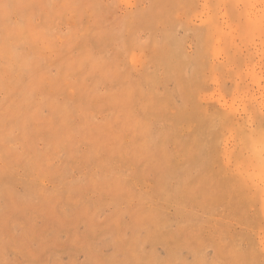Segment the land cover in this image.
<instances>
[{
	"label": "rangeland",
	"instance_id": "rangeland-1",
	"mask_svg": "<svg viewBox=\"0 0 264 264\" xmlns=\"http://www.w3.org/2000/svg\"><path fill=\"white\" fill-rule=\"evenodd\" d=\"M245 3L0 0V264H264Z\"/></svg>",
	"mask_w": 264,
	"mask_h": 264
},
{
	"label": "bare ground",
	"instance_id": "bare-ground-1",
	"mask_svg": "<svg viewBox=\"0 0 264 264\" xmlns=\"http://www.w3.org/2000/svg\"><path fill=\"white\" fill-rule=\"evenodd\" d=\"M223 1H224V0H223ZM245 1H246V3L249 2V0H245ZM241 2H242V1H241ZM236 3H237V1H236ZM246 3H245V4H246ZM206 4H207V3H206ZM249 4H251V3H249ZM247 5H248V4H247ZM237 6H238V5H237ZM250 6H251V5H250ZM240 12H241V11H240ZM246 13H247V12H246ZM246 13H245V14H246ZM248 14H249V12H248ZM251 14H252V13H251ZM259 14H260V13H259ZM255 15H256V13H255ZM208 16H209V15H208ZM208 16H207V17H208ZM211 16H214V15H211ZM247 16H248V15H247ZM209 17H210V16H209ZM209 17H208V18H209ZM204 18H205V17H204ZM204 18L202 19L203 21H204V20H205V21L208 20L207 18H205V19H204ZM214 18H215V17H214ZM248 19H249V22H250L251 24H250V26H249L248 28H246V30H245V35H246V36H248L249 34L254 33V31H256V30H260V29L262 28V26H263V22H264V13H263V15H260V16H259V15L256 16V17L254 16V18H251V17L249 16ZM209 20H210V19H209ZM212 20H213V17L211 18L210 22H211ZM215 20H216V19H215ZM215 20H213V22H211V23H214ZM207 22H208V21H207ZM210 22H208V23H210ZM216 22H217V24H218V21H217V20H216ZM216 22H215V23H216ZM202 23H203V22H202ZM208 23H206V24H208ZM211 23H210V24H211ZM219 25H220V24H219ZM212 26H213V25H212ZM216 27L218 28V26H215V28H216ZM215 28H214V29H215ZM222 30H223V29H222ZM215 31H216L217 33L219 32V30H217V29H216ZM215 31H214V32H215ZM223 32H224V31H223ZM229 33H230V32H229ZM227 34H228V33H227ZM213 35H214V34H213ZM217 35H219V34H217ZM224 35H225V34H224ZM224 35H222V36H224ZM238 35H239V33H238ZM227 36H228V35H226V37H227ZM249 36H250V35H249ZM218 38H219V37H218ZM224 38H225V37H224ZM229 38H230V37H229ZM229 38H228V39H229ZM219 39H220V38H219ZM222 39H223V38H222ZM217 40H218V39H217ZM217 40H216V41H217ZM251 40H252V39H251ZM251 40H249V41H251ZM218 41H219V40H218ZM222 41H223V40H222ZM228 41H229V40H228ZM231 41H232V40H231ZM214 45H216V44H214ZM222 47H223V46H222ZM231 48H232V47H231ZM223 49H224V48H223ZM221 50H222V49H221ZM224 51H225V50H224ZM224 51H223V52H224ZM214 52H216V51H214ZM221 52H222V51H221ZM216 54H217V53H216ZM216 54H215V55H216ZM212 55H213V54H212ZM226 58H227V57H226ZM226 67H227V66H226ZM251 135H252V134H251ZM259 135H263V134L260 132ZM262 139H263V138H262ZM247 140H248V138H247ZM255 140H256V141L258 140V141L261 143L260 145H262L263 147H264V142L260 141L259 137H258V138H255V137L253 138V137L251 136V139H249V143H250L251 145H252V144L254 145L253 150L255 151V154H254V153H253V154H254V156L256 155V158H255V157H253V158L256 159L255 163L257 162V165H258V166H256V165L254 164V166H255L256 168H258V170H259V168L263 170V166H264V160H263V157H264V156L262 155V156H263V157H262L260 154H261V151H264V148H263V150H262V147L259 146V143H257V142L255 143ZM240 144H241V143H240ZM253 145H252V146H253ZM259 147L261 148V151H260ZM246 149H247V148H246ZM258 151L260 152V154L258 153ZM246 152H247V151H246ZM250 152H251V151H250ZM250 152H249V153H250ZM248 156H249V155H248ZM247 158H248V157H247ZM249 159L252 160L251 158H249ZM250 160H249V162H251ZM253 160H254V159H253ZM253 160H252V161H253ZM244 161H245V160H244ZM253 163H254V161H253ZM248 165H249V164H248ZM251 167H252V166H251ZM253 169H254V168H253ZM262 170H260V171L262 172ZM257 172H258V171H257ZM263 172H264V170H263ZM252 174H253V172H252ZM259 174H261V173H258L257 176H258ZM255 175H256V172H254V176H255ZM261 175H262V174H261ZM252 176H253V175H252ZM252 178H253V177H252Z\"/></svg>",
	"mask_w": 264,
	"mask_h": 264
}]
</instances>
